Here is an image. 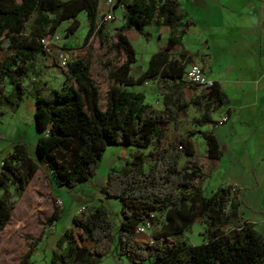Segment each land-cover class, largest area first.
I'll return each mask as SVG.
<instances>
[{
	"label": "trees",
	"instance_id": "trees-1",
	"mask_svg": "<svg viewBox=\"0 0 264 264\" xmlns=\"http://www.w3.org/2000/svg\"><path fill=\"white\" fill-rule=\"evenodd\" d=\"M123 5V24L113 29L109 40L104 21L97 20V0H0V41L7 39L11 53L0 59V87L10 85L0 103L17 108L22 100V79L30 71L38 53L40 39L50 41L62 21L69 23L64 36L77 28L76 16L83 10L86 32L82 43L96 39L106 43L113 55L102 65L101 79L90 73L86 59H72L64 70L65 83L59 88L37 91L33 96V122L36 133V157L47 167L48 178L59 186L74 187L95 174L107 146L148 148L147 169L144 154L133 153L120 172L109 171L100 191L105 198L119 201V222L113 223L98 205L80 210L71 217L72 227L56 238L61 252L48 264H87L91 256L115 251L134 264H264V237L249 223L240 220L238 188L226 185L209 196L195 184L202 175L201 164L193 159L190 137L198 134L210 159L220 155L211 131L193 128L177 134L165 146L163 124L179 125V115L189 106L201 108L193 120L199 127L212 123L211 111L223 104L224 95L214 82L199 87L182 80L183 64L169 58L170 48L178 42L170 33L163 48L154 51L146 67L133 78L130 66L135 50L125 31L142 28L152 22L182 28L190 24L179 12L176 0H116ZM154 81L161 96V106L145 101L144 94L129 87ZM199 87V94L185 100L180 89ZM182 157L188 160L180 164ZM37 171L36 163L20 144L0 162V230L7 224L20 196ZM160 216V219L155 216ZM58 217L55 208L47 221ZM196 219L203 224V242L190 244L180 239ZM148 220L152 224L148 240L135 241V227ZM77 231V235H76ZM16 264H30L32 247Z\"/></svg>",
	"mask_w": 264,
	"mask_h": 264
},
{
	"label": "crops",
	"instance_id": "crops-1",
	"mask_svg": "<svg viewBox=\"0 0 264 264\" xmlns=\"http://www.w3.org/2000/svg\"><path fill=\"white\" fill-rule=\"evenodd\" d=\"M113 1L114 4L110 8L111 19L106 20V23L104 21V25L110 24L112 30L123 24L124 12L123 5L116 4V0ZM176 1L179 12L184 14L183 20H190L188 26L184 28L176 26L171 29L167 25L152 22L145 25L141 33L134 30L141 37L138 43L143 51V64H147L149 56L154 51L165 46L172 31L178 42L170 48L169 58L180 61L183 64V72L190 63L198 64L202 74L218 85L224 95V102L215 107L210 116L211 120H215L226 114V120L215 128L211 123L195 127L192 122L200 115L201 108L191 105L186 113L179 115L177 128H174L172 122L162 125L167 128V138L161 140L160 144L165 146L173 141L177 134L193 128L211 131L220 151L216 159L206 156L202 137L198 134L190 137L194 151L193 159L203 168L202 175L196 179L195 184L201 188L204 196H209L218 187L235 185L239 190L240 220L249 223L264 237V205L257 204L264 202V0ZM105 8V0H97V20L100 18V11ZM130 30L125 31L127 38ZM150 43L154 45L148 49ZM140 72L132 77L135 78ZM144 84L152 94H155L157 87L154 81L140 85ZM135 86L137 85L129 89L134 90ZM199 90V87L188 84L180 89L185 100L195 98ZM37 91L41 90H35L34 94ZM115 147L116 154L121 155L118 157L124 163L130 160L133 153L143 150L136 148L129 153L127 151L129 148ZM187 160L188 157H182L180 164ZM35 175L36 172L33 177ZM45 176L52 189L53 184L48 175ZM90 179L79 183L87 187L81 189L80 205L73 215L78 212L79 207L91 208L101 205L112 223L115 222L116 229L120 205L111 218L104 203L105 197L100 191L105 181L93 187L88 185ZM243 202L252 203L247 206ZM57 209L59 213L60 208ZM243 209H247L249 214H245ZM148 237V234L137 235L135 241L142 243L148 240ZM112 253L115 255L114 250Z\"/></svg>",
	"mask_w": 264,
	"mask_h": 264
},
{
	"label": "rangeland",
	"instance_id": "rangeland-1",
	"mask_svg": "<svg viewBox=\"0 0 264 264\" xmlns=\"http://www.w3.org/2000/svg\"><path fill=\"white\" fill-rule=\"evenodd\" d=\"M76 21L78 23L77 28L68 37L64 36V28L69 22L62 21L53 38L48 42L47 49L40 52L36 57L30 71L22 79L23 92L19 106L12 109L8 105L0 103V162L2 157L13 149L14 145L20 144L37 165L36 175L27 184L21 195L16 197V205L11 216L5 227L0 230V264H16L19 257L26 251L27 246L31 244V241H34L35 244L32 247L30 264H48L52 255L61 252L62 248L55 246V240L65 228L72 227L71 217L80 205L81 189L87 187L86 185L76 184L74 187L68 188L56 185L51 181V184H53L51 189L45 176L49 173L48 169L35 154V141L38 136L33 122V95L35 90L62 86L65 83L64 70L67 64L75 58L86 59L90 64L92 77L99 80L105 71L102 62L113 55V52L108 51L106 43L98 45L96 39H91L86 44L82 43L86 32V17L83 10L77 14ZM105 25L106 34L110 40L113 30L110 28V24ZM128 39L136 51V61L131 64L129 71L130 75H135L142 71L147 64H143V51L138 43V39L140 40L141 37L131 29L128 31ZM153 45V43H150L147 48L151 49ZM10 53L8 40L2 39L0 41V59ZM63 56H65L66 62L64 65L61 64V57ZM133 89V91L143 93L146 102L159 106L160 95L157 91L152 94L145 84L137 85ZM9 91L10 85L3 82L0 87V98L7 95ZM169 127L172 129L171 125ZM115 148V146H107L103 151L95 174L91 177L88 185L96 187L105 181L106 174L109 171H121L124 162L119 158L121 155L116 154ZM123 148H129L127 149L129 153L136 149L133 146ZM142 152L145 155L142 167L147 169V151L143 149ZM57 199L60 200V204L56 202ZM104 203L112 218L119 207V201L116 198H105ZM243 203L248 206L252 202ZM257 204L263 206L264 202H257ZM242 207L245 208L244 204H242ZM55 208H60V211L58 217L51 223L47 219ZM88 209L87 206L79 207L77 213L80 210L86 211ZM243 210H245V214H249L247 209ZM155 216L160 219L158 214L155 213ZM114 227L115 222L113 221V233L115 231ZM203 228V224L199 219H196L191 228L180 235V239L190 244L201 243L203 242L201 236ZM86 263L134 264L126 257H118L112 252L102 256H91ZM142 264L150 263L145 260Z\"/></svg>",
	"mask_w": 264,
	"mask_h": 264
},
{
	"label": "built area",
	"instance_id": "built-area-1",
	"mask_svg": "<svg viewBox=\"0 0 264 264\" xmlns=\"http://www.w3.org/2000/svg\"><path fill=\"white\" fill-rule=\"evenodd\" d=\"M114 4L113 0H105L106 8L104 10H101L100 14V20L106 21L111 19V6ZM40 42L42 43V49L46 50L48 45V40H45L43 38L40 39ZM65 62V56L61 57V64L64 65ZM182 79L185 82H188L190 84H195L199 87H208L212 84V81L207 79L201 72L200 67L198 64L192 62L190 63L187 68L183 72ZM226 120V114H222L217 119L213 120L211 123V126L213 128L219 126ZM58 204H60V200L57 199L56 201ZM152 229V224L148 220H144L137 224L135 227L136 235H146L149 233V231Z\"/></svg>",
	"mask_w": 264,
	"mask_h": 264
}]
</instances>
